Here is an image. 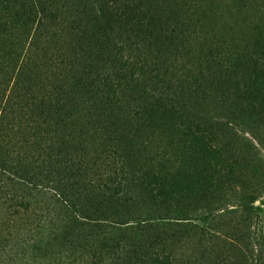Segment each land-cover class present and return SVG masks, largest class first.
<instances>
[{"label": "rangeland", "instance_id": "obj_1", "mask_svg": "<svg viewBox=\"0 0 264 264\" xmlns=\"http://www.w3.org/2000/svg\"><path fill=\"white\" fill-rule=\"evenodd\" d=\"M35 1L0 0V20H13L9 25L16 26L15 36L23 22L16 14H29ZM144 1L59 0V5L68 2L60 9L69 8L71 19L77 13L98 21L89 23L94 38L81 39L84 62L94 74L98 65L113 69L115 45L125 55L160 54L173 79L166 92L175 97L176 110L192 107L205 114L198 130L185 121L181 125L162 108L136 117L124 106L106 107L98 100V106L92 105L102 118L98 130L86 122L85 132L118 138L114 146L124 154L118 152L114 159L117 165L127 156L134 159L132 184L144 189L151 182L145 174L165 176L160 183L151 182L163 191L165 208L159 212L157 199L145 191L144 197L124 196L110 203L114 236L122 238L118 248L137 235L125 222L142 216L152 219L148 235L160 236L180 264H264V89L254 83L256 67L249 63L264 59V35L256 28L264 23V0H221L224 8L214 0H154L155 5L147 1V8L135 4ZM196 5H206V10L194 14ZM248 13L258 21L250 23ZM188 28L207 31L206 42L188 43ZM89 34L91 29L84 33ZM163 146L170 149L172 162L158 158ZM99 194L91 193L86 203L94 217L109 204Z\"/></svg>", "mask_w": 264, "mask_h": 264}, {"label": "trees", "instance_id": "obj_2", "mask_svg": "<svg viewBox=\"0 0 264 264\" xmlns=\"http://www.w3.org/2000/svg\"><path fill=\"white\" fill-rule=\"evenodd\" d=\"M147 1L154 4V0L135 4L147 8ZM212 3L224 8L226 2ZM67 4L36 0L29 14H16L23 21L17 36L16 26L9 25L13 20H0V264H180L160 236L148 235L151 218L127 220L125 226L137 235L118 248L122 238L114 236L110 203L124 196L144 197L145 191L157 199L154 207L159 212L165 208L163 191L151 184L164 181L165 176L145 174L152 183L147 180L144 189L136 187L134 159L127 156L121 165L114 159V154H124L114 146L118 138L109 133L91 137L85 132L86 122L98 130L102 116L92 108L98 106L96 100L106 107L124 106L136 117L162 108L181 125L185 121L198 130L205 114L192 107L176 110L175 97L166 92L173 79L160 54L131 51L125 55L115 45L113 69L98 65L94 74L92 65L84 62L81 39L94 38L89 23L98 21L77 13L71 19L69 8L60 9ZM26 5L23 1L22 7ZM200 10H206V5L194 14L201 15ZM248 18L250 23L258 21L253 14L248 13ZM256 28L264 35V23ZM87 29L91 34L86 36ZM185 31L188 43H200L202 38L206 42L207 31ZM261 50L264 55V46ZM249 63L256 67L254 83L264 89V81L259 83L264 78V59ZM246 70L247 66L242 72ZM158 158L173 161L165 146ZM98 191L109 204L94 217L86 203ZM163 218L170 217H158Z\"/></svg>", "mask_w": 264, "mask_h": 264}]
</instances>
